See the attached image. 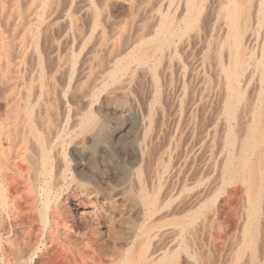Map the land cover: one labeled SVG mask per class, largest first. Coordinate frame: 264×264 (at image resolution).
I'll use <instances>...</instances> for the list:
<instances>
[{
  "label": "bare ground",
  "instance_id": "1",
  "mask_svg": "<svg viewBox=\"0 0 264 264\" xmlns=\"http://www.w3.org/2000/svg\"><path fill=\"white\" fill-rule=\"evenodd\" d=\"M58 2L0 0V264H264V0Z\"/></svg>",
  "mask_w": 264,
  "mask_h": 264
},
{
  "label": "rangeland",
  "instance_id": "2",
  "mask_svg": "<svg viewBox=\"0 0 264 264\" xmlns=\"http://www.w3.org/2000/svg\"><path fill=\"white\" fill-rule=\"evenodd\" d=\"M59 1V0H58ZM61 1L63 2L64 0H60V2H58V4H59V7H62L63 6V4H65V2H66V0H65V2L64 3H61ZM60 3H61V5H60ZM73 6V9H75L74 8V6H76L75 5V3H74V5H72ZM207 13V14H206ZM204 15H205V17L208 15V11L206 10L204 13H203V18H205L204 17ZM83 20H85V19H83ZM58 26V27H57ZM59 26H61L60 24L59 25H56V27H54V28H56L57 29V31L55 30V29H52V36H51V33H49V35H48V38H47V41L46 42H42L41 43V46L39 47V48H41L40 49V51H41V53L43 52V51H45L44 53H47L48 51H49V48L51 49V45H50V40L52 39V38H54L55 36H57V34H58V32H59V30H60V28L61 27H59ZM201 27V26H200ZM54 30H55V32H57V33H55L54 32ZM54 33H55V35H54ZM51 37V39H49ZM49 40V41H48ZM49 42V43H48ZM64 42V40L62 41H60L59 42V44H58V46H59V49L60 48H62V46H63V43ZM43 43H45L44 45H43ZM60 44H62L61 45V47H60ZM46 45V46H45ZM43 47V48H42ZM44 47H46V48H44ZM49 47V48H48ZM48 49V50H47ZM44 53H42V54H44ZM183 57V56H182ZM182 61H184V63L185 64H187L186 62H185V59H184V57H183V59H182ZM188 65V64H187ZM188 69V70H187ZM187 69H186V71L189 73H187L186 71H185V77H184V81H186L185 82V88H186V91H185V95L183 96L184 97V99H183V101H182V103H184V101H185V103L187 104V102H188V100H189V98H190V93H191V89H190V84H188L187 82H189V81H187V80H189V77H190V69H189V66L187 67ZM188 75V76H187ZM189 86V87H188ZM186 94H188L187 96H189L188 98H186L187 96H186ZM164 97V98H163ZM168 97H166V95H164V93L162 94V97H161V104L163 105V108L165 109L164 110V112L166 113V117H165V115H164V117H165V124H166V126L168 127V125H169V122L171 121L170 120V116H171V113H172V110H171V108L169 109L168 107H171V105L168 103L169 102V100L167 99ZM186 98V99H185ZM165 99H166V101H165ZM168 100V101H167ZM213 100L215 101V99L213 98ZM164 102H165V104H164ZM185 103L183 104V106H182V109H180V112L181 113H183V114H180V116L182 117L183 115V119H181L179 122V124L181 125L182 124V122H184V121H182V120H184L185 118H186V116H187V111L185 110V108H186V105H185ZM212 104L213 105H211V107H210V109L209 110H206V108H204V105H198L199 106V108H198V106L196 107V109H194L193 110V112L194 111H196V110H198V112H196V113H198L196 116H194V114H193V119H195L194 121V123H196L195 125V128H194V132H198V133H194V136L192 137V138H195L196 139V137L198 136V134L201 132V130L203 129L202 127H204L209 121H210V119H211V117H209V116H211V115H209V113H211V109H213L214 108V105H215V103L214 102H212ZM168 105V106H167ZM182 105V104H181ZM185 105V106H184ZM165 106V107H164ZM200 106H201V108H200ZM181 107V106H180ZM202 108H203V111H202ZM169 109V110H168ZM167 110V111H166ZM182 110V111H181ZM185 111V112H184ZM208 111V112H207ZM210 111V112H209ZM214 111V110H213ZM213 111H212V113H213ZM206 112H207V114H206ZM168 113V114H167ZM184 113H186V114H184ZM195 113V114H196ZM204 113H205V115H204ZM170 114V115H169ZM167 115H168V117H167ZM207 115H208V117H207ZM198 116V117H197ZM205 116V117H204ZM195 117V118H194ZM204 117V118H203ZM203 118V119H202ZM167 119V120H166ZM199 119V120H198ZM205 119V120H204ZM159 120V119H158ZM203 120V121H202ZM167 121H168V123H167ZM182 121V122H181ZM204 124H203V123ZM171 123V122H170ZM165 126V127H166ZM167 127L165 128V129H167ZM196 127H198L197 129H196ZM201 128V129H200ZM200 129V130H199ZM162 136V135H161ZM179 136V135H178ZM196 136V137H195ZM163 137V136H162ZM162 137H160V138H162ZM184 137H185V139H184ZM159 138V139H160ZM189 138V137H188ZM187 138V134H182V135H180V139H184V140H180L179 139V141L181 142H179L178 144H177V149H178V151H177V149H176V151H177V153H179V151L181 152V150H182V146H184L185 145V143H186V139H188ZM162 140H163V138L162 139H160V140H158L159 142H158V144L161 142L162 143ZM185 141V142H184ZM184 144V145H183ZM180 145V146H179ZM182 145V146H181ZM181 149V150H180ZM197 154H198V156H197ZM197 154H194V156L196 157L197 156V160H199V162H200V160H201V152L200 153H197ZM191 157H193V155H191L189 158H188V160L186 161V162H189V163H187V164H189V165H191L190 167H189V165H187L186 164V162L184 163V166H183V169L185 170L186 169V172H187V177H188V179L190 180L191 178H194V177H196V176H198V175H200L199 173L202 171V170H204V169H202L201 171H198L196 168H198V163L199 162H197V160H196V158L195 157H193L192 158V160H191ZM193 161V162H192ZM195 161V162H194ZM192 163H196L195 165L193 164V166H192ZM186 165V166H185ZM188 167V168H187ZM188 170H190L189 172H188ZM192 170H196L195 172L194 171H192ZM198 171V172H197ZM210 171V169L209 168H207L206 167V169H205V171L203 172V173H201L202 175H200L201 177H203V179L204 180H206V178L209 180V181H207L206 180V183H209L212 179H213V175H212V177H207V173ZM190 172H191V175H190ZM192 173H194V174H196V175H194V174H192ZM206 174V175H205ZM191 177V178H190ZM188 180V181H189ZM202 182L203 183H205L203 180H202ZM202 183V184H203ZM238 184V183H237ZM204 185V184H203ZM234 187V188H233ZM239 187V188H238ZM233 188V189H232ZM227 189V190H226ZM232 189V190H231ZM239 189H240V191H239ZM221 190H223V191H225L224 192V194L222 193V191ZM219 192H218V195H217V193H216V195L218 196L217 198V204H216V206H217V208H216V206H215V209L217 210V223H218V227H216L212 232H211V235H210V237L211 236H213V237H211L213 240L212 241H210V245H214V244H220V245H222L223 243H225V245H226V241L228 240V237L230 236L229 234L230 233H232L233 231H238V229H239V204H240V202L239 201H241V199H242V195H239L240 193H241V187H240V184L239 185H236L235 183L234 184H230V186H225L223 189H221ZM228 191H230V192H228ZM240 192V193H239ZM220 193V194H219ZM230 194V195H229ZM232 194H233V196H232ZM239 196H238V195ZM220 196V197H219ZM230 197H231V201H229L230 200ZM238 197H240V198H238ZM234 199V200H233ZM236 199V200H235ZM238 199H240L239 201H238ZM225 200H226V202H225ZM233 201H235V203H236V207L235 206H231V204H234L233 203ZM222 202H225V203H223L222 204ZM221 203V204H220ZM226 203L228 204V203H230V204H228V205H226ZM237 203H239V204H237ZM222 206H220V205ZM235 205V204H234ZM220 207V208H219ZM227 207V208H226ZM238 207V208H237ZM229 208V209H228ZM232 208V209H231ZM237 211L238 210V212H236V211H234V209ZM221 209V210H220ZM223 209V210H222ZM226 209H228L230 212H232V213H230V212H228V210H226ZM220 210V211H219ZM226 210V211H225ZM223 212V213H222ZM232 214V215H230V214ZM237 213V214H236ZM225 214V216H222V215H224ZM221 215V216H220ZM238 215V216H237ZM232 216V217H231ZM237 217V218H236ZM223 218V219H222ZM235 218V219H234ZM221 219V220H220ZM237 219H238V221H237ZM226 220V221H225ZM234 220H235V222L237 223L236 225H234ZM225 223V224H224ZM222 225H224L223 227H221ZM238 225V226H237ZM235 226H237V230H236V227ZM227 227V228H226ZM228 227H229V229H228ZM234 227H235V230H234ZM215 231H217L218 232V235H219V237H217L218 235H217V233H214ZM225 231H227L228 232V234L225 232ZM229 231H230V233H229ZM232 231V232H231ZM222 234H223V236H222ZM217 235V236H216ZM226 235H228V236H226ZM223 237V238H222ZM215 238H217V239H215ZM221 239V240H220ZM260 239V241H256V245H261L262 244V242H261V240H262V236L259 238ZM216 242H215V241ZM221 241L223 242L222 244H221ZM212 242H214V243H212ZM259 244H258V243ZM263 245V244H262ZM52 246V245H51ZM54 245L51 247V252H49L46 256H47V260H49V262H50V260H51V263H53V264H62V262H63V264L64 263H66L67 261H66V258H68L67 260H68V264L70 263H72V262H69V261H71L72 259H71V255L69 254V253H64V252H60L61 250H58V246H55L54 248ZM53 249H54V251H53ZM56 249V250H55ZM60 249V248H59ZM57 252V254H56V252ZM51 253V254H50ZM62 253H64V254H66V255H64L63 254V256L61 255ZM41 253L39 252L38 253V255H40ZM54 254H56V255H61V256H57L58 258L56 259L55 257H56V255H54ZM50 255V256H49ZM52 255L54 256L53 257V259H55V261H56V263H55V261H53L52 260ZM45 256V257H46ZM66 258H65V257ZM70 256V257H69ZM45 257H43V259H45ZM51 257V258H50ZM64 257V258H63ZM62 258H63V260H62ZM46 260V259H45ZM46 260V261H47ZM59 260V261H58ZM58 261V262H57ZM61 261V262H60ZM66 261V262H65ZM67 264V263H66Z\"/></svg>",
  "mask_w": 264,
  "mask_h": 264
}]
</instances>
